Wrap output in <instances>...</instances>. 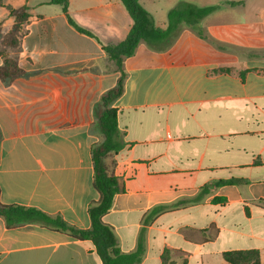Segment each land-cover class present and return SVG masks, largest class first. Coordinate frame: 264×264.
Instances as JSON below:
<instances>
[{"label": "crops", "instance_id": "obj_1", "mask_svg": "<svg viewBox=\"0 0 264 264\" xmlns=\"http://www.w3.org/2000/svg\"><path fill=\"white\" fill-rule=\"evenodd\" d=\"M22 6L14 60L25 75L0 79V201L88 230L99 200L96 108L120 76L104 48L133 21L122 0H68L67 12L51 0H0V23L12 25L9 10ZM201 21L183 24L165 50L142 43L112 105L119 149L106 163L121 191L104 221L123 254L142 249L138 264H229L224 253L249 251L264 264V57L202 39ZM0 264L102 261L91 240L40 224L8 229L0 217Z\"/></svg>", "mask_w": 264, "mask_h": 264}, {"label": "trees", "instance_id": "obj_2", "mask_svg": "<svg viewBox=\"0 0 264 264\" xmlns=\"http://www.w3.org/2000/svg\"><path fill=\"white\" fill-rule=\"evenodd\" d=\"M51 3L61 5L64 12L68 10V0H51ZM122 3L130 15L133 25L127 37L104 49L109 58L113 60L120 72L119 79L114 88L104 93L96 108L97 126L100 132V142L92 149V161L94 167L93 186L99 194V200L90 204L88 213L91 219V228L81 230L68 225L61 217H51L36 208H27L18 205H4L0 201V217L4 220L8 229L23 227L27 224H40L49 230H58L77 240H91L97 250L102 264H138L142 258V249L139 248L133 254H123L118 247L113 228L104 221V217L113 206L114 199L121 191L116 176L109 172L106 159L114 151L119 149L115 141L118 131V111L113 108V103L124 94V82L126 73L124 62L133 57L139 46L144 43L151 50H165L177 39L183 24L196 25L201 19L216 10V7L199 9L198 7L184 3L182 7H175L169 12V25L167 29H159L155 26L153 17L143 7L141 0H122ZM233 4V3H232ZM29 8L22 6L10 9L9 15L14 18V31L18 33L29 17ZM69 22L78 31L92 36V34L77 25L69 18ZM198 35L210 41L201 30ZM161 44H166L162 45ZM6 55L4 66L0 67V79L13 81L25 75L17 62ZM3 56V52L0 51ZM222 72H230V69H221ZM235 181H224L222 185H231ZM229 264H261L257 251L226 252L223 255Z\"/></svg>", "mask_w": 264, "mask_h": 264}, {"label": "rangeland", "instance_id": "obj_3", "mask_svg": "<svg viewBox=\"0 0 264 264\" xmlns=\"http://www.w3.org/2000/svg\"><path fill=\"white\" fill-rule=\"evenodd\" d=\"M187 2L201 8L220 7L201 21V28L214 45L233 48L242 54L251 53L264 57V0H145L144 4L155 14L157 27L165 29L169 10L182 7ZM227 2L243 4L231 7L226 5ZM25 27L23 24L17 33L14 31V23H0V51L3 56L8 51V57L10 55L12 60L14 53L20 52L21 40L26 33Z\"/></svg>", "mask_w": 264, "mask_h": 264}]
</instances>
